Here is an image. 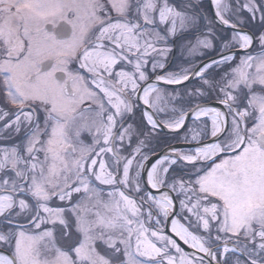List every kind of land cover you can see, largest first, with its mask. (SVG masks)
Instances as JSON below:
<instances>
[{"label":"snow or ice","instance_id":"1","mask_svg":"<svg viewBox=\"0 0 264 264\" xmlns=\"http://www.w3.org/2000/svg\"><path fill=\"white\" fill-rule=\"evenodd\" d=\"M0 264H264V0H0Z\"/></svg>","mask_w":264,"mask_h":264}]
</instances>
